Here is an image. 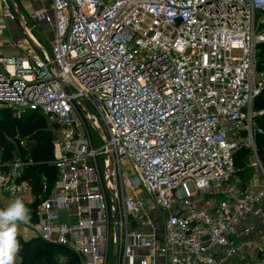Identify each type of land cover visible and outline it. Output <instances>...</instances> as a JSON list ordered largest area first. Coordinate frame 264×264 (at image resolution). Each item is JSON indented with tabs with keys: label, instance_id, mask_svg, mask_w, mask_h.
Returning <instances> with one entry per match:
<instances>
[{
	"label": "built area",
	"instance_id": "obj_1",
	"mask_svg": "<svg viewBox=\"0 0 264 264\" xmlns=\"http://www.w3.org/2000/svg\"><path fill=\"white\" fill-rule=\"evenodd\" d=\"M28 17L52 27L49 50L17 1L0 0V18H16L26 37L22 54L0 55V108L14 119L38 112L52 134L55 176H42L38 193L22 177L31 158L0 157V194L28 196L32 236L79 264H109L114 230L117 264H264V172L252 143L264 114L252 107L264 82V0H50V12ZM241 146L246 179L232 159ZM150 209L162 213L160 233ZM247 218L253 225L240 226Z\"/></svg>",
	"mask_w": 264,
	"mask_h": 264
},
{
	"label": "trees",
	"instance_id": "obj_2",
	"mask_svg": "<svg viewBox=\"0 0 264 264\" xmlns=\"http://www.w3.org/2000/svg\"><path fill=\"white\" fill-rule=\"evenodd\" d=\"M257 69L264 68V42L257 45ZM253 109L264 108V82L253 99ZM44 121L41 114L35 111H28L20 119L11 117L9 111L0 108V157L9 160L14 154L19 153L22 157H29L34 162L30 166L22 167V177L30 182L32 192H40L41 177L44 176L48 183H52L55 170L48 162L52 158L51 130ZM255 132L253 134L254 148L257 158L264 172V114L254 119ZM34 128L30 131L28 129ZM256 129L260 132H256ZM28 133L32 142L30 148H21L17 145L16 137ZM19 137V136H18ZM249 155L245 146L239 147L232 155L234 168L238 173H243L246 160ZM241 175V174H240ZM30 210L29 220H35L33 206H27ZM17 239L20 244L18 257L21 264H79L77 257L69 250L58 245H48L37 237H30L23 240L18 233ZM67 259L61 261L60 256Z\"/></svg>",
	"mask_w": 264,
	"mask_h": 264
},
{
	"label": "crops",
	"instance_id": "obj_3",
	"mask_svg": "<svg viewBox=\"0 0 264 264\" xmlns=\"http://www.w3.org/2000/svg\"><path fill=\"white\" fill-rule=\"evenodd\" d=\"M16 1H17V6L19 8L20 15L24 20V23H25L24 14L28 16V13L30 11H33V10H36L39 8H44V9H46L47 12H50V0H16ZM0 25H1L0 46L7 43V34L10 31L11 27H15V29L18 31V33L20 35L19 39L13 40L15 42H13V41L8 42V45L10 47L14 48L15 54H11V53L2 54V53H0V55L17 56V55L22 54L24 52L23 48H24L25 44H23V39L25 37L23 36L24 34H23L22 29L18 23V20L16 18L15 19H8V18L1 19L0 18ZM40 31L42 33L43 32H49L50 33V38L46 37L47 42L49 41V39L52 38L53 30H52L51 26H48L44 29H41ZM32 38L35 40L34 37H32ZM21 198L23 199L24 203L26 204L28 196L24 195ZM201 204L202 203H199V205H201ZM146 215H147L149 221L156 227V230H158V232L160 233L161 229H162L161 228L162 213L156 209H150ZM253 223H254V220H252L251 218H247L243 223L240 224V226L248 225V224L252 226ZM137 229L141 232H144V233H147L150 231V228L147 225H143V226L138 225ZM18 233L20 234V236L23 240H26L30 237H33L31 232L24 227V223L19 225ZM22 233H25V236L22 235ZM254 246H255L254 243L244 245V247L246 248V251L250 255H254V253H252ZM142 252H144V250L140 251L139 253H142ZM167 263H168V257L167 256H165L162 259H157L155 261V264H167Z\"/></svg>",
	"mask_w": 264,
	"mask_h": 264
},
{
	"label": "rangeland",
	"instance_id": "obj_4",
	"mask_svg": "<svg viewBox=\"0 0 264 264\" xmlns=\"http://www.w3.org/2000/svg\"><path fill=\"white\" fill-rule=\"evenodd\" d=\"M24 18H25V27L27 29V31L29 32V34L35 38V40L41 44L46 50H49V44L46 40V37L47 38H50V33L49 32H41L37 26L29 19V17L27 15L24 14ZM24 36V35H23ZM20 35L18 33V31L15 29V27H11L10 31L8 32L7 34V43L3 44L0 46V53L4 54V53H11V54H15V50L13 47H10L8 45V42H11L13 40H17L19 39ZM25 37V36H24ZM26 38V37H25ZM15 42V41H13ZM38 53V52H37ZM25 114V113H24ZM23 114V115H24ZM42 116V115H41ZM45 123L47 124V126L49 127V123L46 121V118L44 116H42ZM44 121L42 120V122L44 123ZM44 123V124H45ZM255 122H254V126H255ZM256 127V126H255ZM34 128V126L31 128V129H28L26 131H30ZM89 128V136H90V139H91V142H92V145L94 148H98L101 144H102V141L100 139V136L98 135V133L96 132L95 129L91 128L90 126L88 127ZM28 133H24V135H19L18 136L20 138H25V143H24V146L22 148H30V146L32 145V142L29 140L28 138ZM252 143L254 145V141H253V136H252ZM255 147V146H254ZM246 149H248L249 151V154H250V149L245 146ZM249 157V155H248ZM248 157H247V160H246V164L248 163ZM103 159H104V155L102 154H97L96 155V162H97V165L99 167V169H101L102 167V162H103ZM121 171L123 174H127V169L125 167V163L121 161ZM243 173H238L237 171L235 172V174L237 176H239L240 178H243V179H246L248 178V174L250 175L249 173V169L245 166V168H243ZM241 174V175H240ZM256 183H258V186L261 187L262 186V182L258 179L256 181ZM15 197H9V196H5V195H0V209H3L5 208ZM208 200V199H207ZM210 202V200H209ZM199 204V202H198ZM25 206L27 207L28 205L25 204ZM22 235L25 236V233H22ZM110 246V249H111V244H109Z\"/></svg>",
	"mask_w": 264,
	"mask_h": 264
},
{
	"label": "clouds",
	"instance_id": "obj_5",
	"mask_svg": "<svg viewBox=\"0 0 264 264\" xmlns=\"http://www.w3.org/2000/svg\"><path fill=\"white\" fill-rule=\"evenodd\" d=\"M30 210L22 198H14L5 208L0 209V264H17L20 244L17 239L18 227L29 220ZM61 261L67 258L60 256Z\"/></svg>",
	"mask_w": 264,
	"mask_h": 264
},
{
	"label": "water",
	"instance_id": "obj_6",
	"mask_svg": "<svg viewBox=\"0 0 264 264\" xmlns=\"http://www.w3.org/2000/svg\"><path fill=\"white\" fill-rule=\"evenodd\" d=\"M115 219H117V212L116 211H115ZM114 235H115V242L112 244V247H111V250H110V261H109V264H117L118 246H117L116 230H114Z\"/></svg>",
	"mask_w": 264,
	"mask_h": 264
},
{
	"label": "bare ground",
	"instance_id": "obj_7",
	"mask_svg": "<svg viewBox=\"0 0 264 264\" xmlns=\"http://www.w3.org/2000/svg\"><path fill=\"white\" fill-rule=\"evenodd\" d=\"M30 35V34H29Z\"/></svg>",
	"mask_w": 264,
	"mask_h": 264
}]
</instances>
